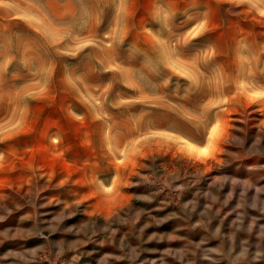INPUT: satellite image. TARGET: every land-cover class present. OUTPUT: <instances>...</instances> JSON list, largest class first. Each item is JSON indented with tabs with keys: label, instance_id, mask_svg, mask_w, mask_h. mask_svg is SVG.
Returning <instances> with one entry per match:
<instances>
[{
	"label": "rangeland",
	"instance_id": "374dc122",
	"mask_svg": "<svg viewBox=\"0 0 264 264\" xmlns=\"http://www.w3.org/2000/svg\"><path fill=\"white\" fill-rule=\"evenodd\" d=\"M262 13L0 0V264H264Z\"/></svg>",
	"mask_w": 264,
	"mask_h": 264
},
{
	"label": "snow or ice",
	"instance_id": "6c2138e0",
	"mask_svg": "<svg viewBox=\"0 0 264 264\" xmlns=\"http://www.w3.org/2000/svg\"><path fill=\"white\" fill-rule=\"evenodd\" d=\"M262 14H264V13H262ZM213 131H215V129H213ZM209 139H211V137H209ZM209 147H210V145L209 146H205V147L199 149V152L202 155H207L208 154V151H209ZM109 191H110V189H109Z\"/></svg>",
	"mask_w": 264,
	"mask_h": 264
}]
</instances>
